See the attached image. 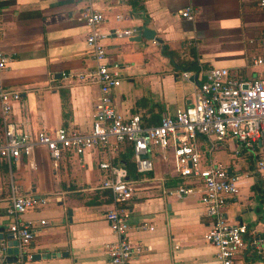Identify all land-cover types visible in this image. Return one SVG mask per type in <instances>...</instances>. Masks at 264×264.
I'll list each match as a JSON object with an SVG mask.
<instances>
[{"label":"crops","instance_id":"crops-1","mask_svg":"<svg viewBox=\"0 0 264 264\" xmlns=\"http://www.w3.org/2000/svg\"><path fill=\"white\" fill-rule=\"evenodd\" d=\"M130 1H94L104 16L101 31L136 29L130 37L110 34L104 40L108 58L120 65L121 83L111 92L118 111L138 114L143 126L156 125L162 113L192 101L198 65L252 77L250 56L262 49L249 40L264 32V9L257 0ZM81 5L79 0H0V46L10 56L0 77L4 87L19 92L12 119L22 130L54 133L63 127L85 132L91 126L97 87L69 84L61 76L93 65L78 15ZM185 7L192 20L180 16ZM116 14L123 18L116 21ZM143 27L153 31V38L133 40ZM183 70L192 76L183 79ZM198 139L206 162H219L240 175L237 195L223 208L227 221L250 228L264 224V171L236 152L234 139L218 142L209 154L207 140ZM122 149L98 147L83 154L65 150L53 165L46 150L36 146L9 164L0 160V237L8 235L12 220L6 214L10 182L23 195L42 201L19 213L18 220L48 221L38 227L23 264H109L104 243L115 237L103 214L112 201L105 195L108 190L100 188L104 172L98 167L108 160L125 171L124 179L133 187L126 201L129 237L143 248L127 264H218L214 248L203 239L208 219L200 193H175L182 178L174 171L171 148L149 155L152 169L143 173L127 169L124 159L130 163L131 156L124 157ZM141 221L153 230L137 229ZM235 264H264V257L245 251Z\"/></svg>","mask_w":264,"mask_h":264},{"label":"built area","instance_id":"built-area-1","mask_svg":"<svg viewBox=\"0 0 264 264\" xmlns=\"http://www.w3.org/2000/svg\"><path fill=\"white\" fill-rule=\"evenodd\" d=\"M79 1L82 5L78 15L86 27L84 41L93 65L76 73L61 72V76L69 84L97 87L91 126L85 132L63 127L54 133L22 130L12 119V105L19 100V92L4 87L0 77V160L9 164L40 146L56 165L65 150L75 154L98 147L115 150L127 141L131 144L135 171L143 173L152 169L149 155L155 150L171 148L174 171L182 178L175 193H200L203 212L208 219L203 239L214 248L218 264H235L237 257L245 251L264 257V224L250 228L242 222H229L225 217L223 208L229 198L237 195L240 175L219 162H206L198 139L207 140L208 154L218 142L234 139L236 152L252 158L256 170L264 171V32L256 40H249L262 49L250 56V65L255 68L251 78L231 74L226 67L198 65V83L192 101L171 113H162L156 125L143 126L138 114L125 115L112 104L111 92L120 85L122 77L120 65L108 58L104 44L110 34L116 38L130 37L136 29L101 31L104 16L94 6L95 0ZM257 6L264 9V0H257ZM179 14L185 19H193L189 7L180 10ZM122 18L120 14L114 15L116 21ZM1 36L0 13V39ZM9 60V54L0 46V76ZM180 76L187 80L192 74L183 70ZM98 167L104 172L100 188L108 190L112 201V207L103 214L115 237L114 241L104 243L107 260L109 264H127L131 256L143 248L139 241L129 237L131 225L126 201L131 197L133 187L124 179L125 171L115 167L110 160L98 163ZM8 202L6 214L12 220L7 225L8 237H0V264H23L38 227L48 221L18 220L19 213L42 201L23 195L19 186L12 182ZM136 227L142 231L153 230V226L145 221Z\"/></svg>","mask_w":264,"mask_h":264},{"label":"trees","instance_id":"trees-1","mask_svg":"<svg viewBox=\"0 0 264 264\" xmlns=\"http://www.w3.org/2000/svg\"><path fill=\"white\" fill-rule=\"evenodd\" d=\"M136 2H137V0H131L130 1V4H132V5H135L136 4ZM139 7V6H138ZM191 66H194V64L193 65H191ZM121 145H123V149H122V151H123V153H124V157H127L128 155H130L131 156V162L129 163L128 162V160L127 159H124L125 160V162H126V167H127V169H132V168H134V164H133V161H132V151H131V144L129 143V142H124L123 144H121ZM246 157H248V156H246ZM250 158V157H249ZM135 171V170H134ZM105 195H107V197H109L110 195H109V192L107 191L106 193H105ZM109 200V199H108Z\"/></svg>","mask_w":264,"mask_h":264},{"label":"water","instance_id":"water-1","mask_svg":"<svg viewBox=\"0 0 264 264\" xmlns=\"http://www.w3.org/2000/svg\"><path fill=\"white\" fill-rule=\"evenodd\" d=\"M140 37L153 38V31L143 27L142 30H141V34L136 36V37H132V39L133 40H138ZM6 237H8V236H6Z\"/></svg>","mask_w":264,"mask_h":264}]
</instances>
